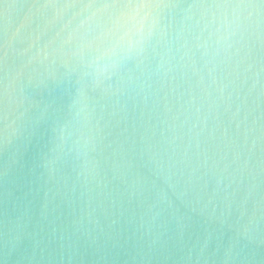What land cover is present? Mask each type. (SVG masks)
<instances>
[{"label": "water", "instance_id": "obj_1", "mask_svg": "<svg viewBox=\"0 0 264 264\" xmlns=\"http://www.w3.org/2000/svg\"><path fill=\"white\" fill-rule=\"evenodd\" d=\"M160 15L115 69L80 0H0V264H264V5Z\"/></svg>", "mask_w": 264, "mask_h": 264}, {"label": "snow or ice", "instance_id": "obj_2", "mask_svg": "<svg viewBox=\"0 0 264 264\" xmlns=\"http://www.w3.org/2000/svg\"><path fill=\"white\" fill-rule=\"evenodd\" d=\"M96 26L88 38L70 52L72 57L83 59L87 49L94 53L92 62L107 61L117 69L126 61L139 59L140 63L152 52V41L161 33V10L182 9L188 0H80ZM252 0H191L196 7L245 8ZM264 5V0H259Z\"/></svg>", "mask_w": 264, "mask_h": 264}]
</instances>
